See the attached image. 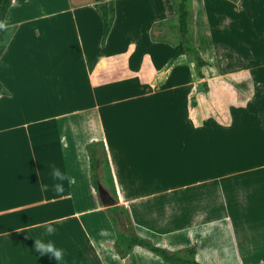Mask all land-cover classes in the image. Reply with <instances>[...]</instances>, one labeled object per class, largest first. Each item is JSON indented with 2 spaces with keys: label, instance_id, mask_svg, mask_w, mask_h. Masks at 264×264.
<instances>
[{
  "label": "crops",
  "instance_id": "obj_1",
  "mask_svg": "<svg viewBox=\"0 0 264 264\" xmlns=\"http://www.w3.org/2000/svg\"><path fill=\"white\" fill-rule=\"evenodd\" d=\"M113 1L115 17L104 45L100 43L102 21L91 2L72 4L66 0L56 12L67 16L78 42L84 81L83 105L79 109L52 111L45 115H24L28 111L24 108L27 104L43 105L44 101L23 98V90L28 87L23 84L22 75L33 66H28L27 57L21 54V51H29L22 47L20 36L22 28L27 26L24 33L29 41L40 38L36 23L42 21L46 14L19 13L18 10L25 11L27 5H32L30 0H13L7 12L4 24L12 33L0 55V82L7 93H0V264H57L54 258L41 256L35 251V239L52 241L57 248L64 250V259L58 264H166L138 246L133 247L123 259L107 251L103 253L111 245V238L104 232L93 233L82 221L81 214L71 212L67 202L69 196L65 194L68 180L54 179L52 172L58 168L69 176L67 171L79 169L78 163L85 147V142H80L83 137L80 128L86 127L87 122L97 123L99 134L92 142L100 141L106 150L107 159L101 167V177L115 187L120 204L128 207L126 214L139 234L172 252L193 247L196 249L195 260L200 264H260L264 261L263 240L253 236L255 240L239 238L238 242L242 240L245 243L230 246L225 234L231 230L240 232L241 228L231 229L211 223L216 218L222 221V216L228 215L233 206L237 209V217L264 219V158L254 159L252 156L254 143L264 141V127L260 123V113L264 111V1L188 0L190 43L208 63L202 72L213 99L211 111L217 110L223 120L228 121L227 125L223 124L225 130L212 127L214 118L206 112L208 115L205 113L204 121L209 125L207 123L199 134L196 119L199 107H205L204 102L208 103L207 90L199 93L200 79L194 65L186 57L179 56L168 66L173 42L165 40L163 35L165 42L151 40V29L155 24L174 23L171 0ZM54 17H46L45 20L50 21ZM47 30L53 31L52 25H47ZM127 42L128 48L125 45ZM133 42L138 44L139 50L135 55L130 51L131 48L134 50ZM121 52L131 58L123 62ZM146 54L152 55V61L163 74L165 83L152 86L148 93L143 89L149 85L143 88L141 82H136L132 76L130 80L122 76L110 81L108 88L98 84L94 86L92 75L103 57L117 58L119 62L112 61L104 69L136 72L142 68ZM47 61L45 68L48 70ZM238 72H244V76L235 78L234 74ZM222 76L227 77L223 82L233 91V101L225 98L220 103L212 94L210 81ZM241 82H247L251 92L244 96V100L239 98L234 86ZM103 92H106L105 95L109 93L110 98L102 99ZM48 104L51 101L47 99ZM116 108L128 109L134 120L138 116L147 118L154 109L163 127V135L173 139V150L177 155L174 168L184 172L192 168L197 171L200 165L203 169L205 152L211 147L220 151L223 148L229 153L230 146H237L233 149L240 154L242 146H247L246 150L250 152L245 160L235 158L231 165L219 172L225 174L236 170L231 176L204 181L197 178L180 180L161 187L173 188L149 194L148 191L124 192L123 186L133 179L128 178V169L132 168V164L125 156L127 147L122 144L118 132L105 128L102 118L103 110L112 113ZM114 115L112 113L111 117ZM248 118L250 121L246 122ZM174 120L178 126H173ZM111 121L114 123L113 119ZM166 150L167 147L162 152V161H167L165 153L169 151ZM163 168H166L165 163ZM87 170L89 179L88 159ZM215 181L220 184L210 188ZM56 184L63 185V193L54 191ZM203 187H209L205 192L222 204L219 208L222 215L214 216L217 210L207 214L208 219L205 215L201 216L205 218L203 224H178L179 218L188 217L183 209L170 210L168 216L174 218L168 220L164 217L163 221L159 219L167 212L159 214L150 211L152 208L146 209L147 202L157 201L160 196L174 202L173 195L183 196L185 192H198ZM220 192L223 199L216 196ZM49 223L55 228L52 235L46 233ZM242 224L245 225L246 221L243 220ZM245 228L242 230L244 233L247 231ZM248 231L253 235L259 234L254 229Z\"/></svg>",
  "mask_w": 264,
  "mask_h": 264
},
{
  "label": "rangeland",
  "instance_id": "obj_2",
  "mask_svg": "<svg viewBox=\"0 0 264 264\" xmlns=\"http://www.w3.org/2000/svg\"><path fill=\"white\" fill-rule=\"evenodd\" d=\"M66 0H30V4L27 5V10H18L19 13L28 14H36L41 13L43 15L46 14L44 19L39 23H36V27L38 28L40 34V38L36 39V41H29V38L26 37L24 33V29L27 26L22 28L21 36L22 37V47L24 50L29 51V53L21 51L22 56L27 57L28 66L32 64L33 68H29L27 72L23 73V84L28 87L26 90H23V98H33L36 102L38 100H43V105H26L24 108L28 111L24 115L35 114L36 115H45L53 112L59 111H68L72 109H79L83 105V91H84V81L82 74V62L79 58V49L78 42L75 39L72 24L70 25L67 16L58 15L56 12L65 4ZM92 0H70L72 4L79 3H87ZM237 1V0H236ZM264 0H257L256 3L263 2ZM35 3V4H34ZM239 5L240 3H237ZM31 6V7H30ZM30 7V8H29ZM17 8L20 9L18 6ZM249 10H247V13ZM55 13V14H53ZM16 14V13H12ZM50 14V15H49ZM53 14V15H52ZM56 16L52 18L50 21H46V17ZM171 22H168L165 26L158 29L162 32L165 40L171 41L174 44L178 40L177 33L171 28ZM47 25H52L53 31L47 30ZM12 30L9 29L6 35L0 40V46L7 43L9 37L11 36ZM27 36L29 34L27 33ZM26 37V38H24ZM130 42V41H129ZM127 42L125 45L127 46ZM134 50L131 48V54L135 55L138 52V44L133 42ZM234 43V42H232ZM129 46V45H128ZM127 46V48H128ZM231 47H235L232 46ZM123 62L128 61L129 56L125 57L126 54L121 52ZM53 59V61L51 60ZM104 59L99 62L94 69L92 79L93 84L95 85H103L102 87L108 88V83L110 81H115L119 77H126V79L130 80L131 76L134 77L135 81H140L144 92L148 93L151 91L152 86L158 87L161 83H165L162 79L163 74L159 71L158 67L152 61V55L146 54L143 59V65L140 71L130 70L125 71H116L114 72L104 69L113 62L119 63L117 58L108 59L103 57ZM48 59V61H47ZM45 60L47 61L48 70L45 68ZM111 60V61H110ZM52 62V64H51ZM224 63V62H223ZM100 67L102 69L100 70ZM215 71H217L213 66H210ZM210 72H212L210 70ZM213 73V72H212ZM216 74V73H214ZM235 78H241L244 76V72H238L234 74ZM221 79V80H220ZM227 77L222 76L218 77L210 81V87L212 89V94L215 99H217L220 103H223L225 98H229L233 101L234 95L231 88L225 84ZM134 81V82H135ZM88 82V80H87ZM206 82L208 86V82L205 78L200 79L199 81V93H202V83ZM201 85V86H200ZM99 87V86H98ZM106 90V89H105ZM206 94L208 92L209 97L207 98V102H204V106L199 107V111L197 114V134L200 133L201 130L205 129L208 122L204 121V117L209 113L214 119V123L212 127H218L220 130H225L224 125H227L228 121L223 120L221 114L217 113L215 116V112L211 110V91L209 87L206 89ZM205 92V91H204ZM106 93V92H105ZM103 92L102 99L110 98L109 93L105 95ZM51 101V104L46 105L47 99ZM207 107V108H206ZM245 108V107H244ZM130 109V108H129ZM156 109V108H155ZM128 109L125 108H116L112 111L114 116L111 117L109 110H103V123L105 128L110 132H118L121 136L122 144L127 147L125 151V156L128 161L132 164V168L128 169V178L132 177L133 179L128 180V185L123 186L124 192H145L149 194V192H159L164 188L163 186H168L169 184H173L180 180L190 181L192 179H199L198 181H204L207 179H221L224 176H231L235 174L237 171H228L227 170L221 174L222 170L227 168V166L232 164L233 159L245 160V156H248L250 151H247V146H242V150L240 154L238 153L237 146H230L229 153L222 148V150H217V147H211L206 150L204 160H203V169L202 165H200L199 169L196 171L192 168L191 171H185L183 169H176L175 161H177V155L174 153L173 147V139L168 138L166 135H163V127L160 125L161 123L158 120V116L155 115V110L151 109L147 118L138 116L136 120L132 119V113L127 112ZM206 113V115H205ZM215 113V114H214ZM130 115V116H129ZM135 117V116H134ZM113 119L114 123L111 121ZM250 118L246 119V122L250 121ZM176 120L173 121V126H178ZM97 123H89L87 122L86 127H81L80 132H83L82 138L80 142H85V147L83 149V155L80 157L77 170L70 169L67 171L69 173L70 178L74 179V183H69L66 187L65 194L68 195L67 202L70 205L71 212L81 214V219L86 224L87 228L93 230V233L99 234V232H104L105 236L111 238V245L107 247V250H103V253L106 254V251L111 253L113 249H115V245L118 244L120 247H125L129 233L131 232V226L120 228L119 226H114L110 220L109 212L107 209L103 208L99 198L97 190L91 185L88 179V170H87V147L92 143L101 148L104 151V159L103 162L106 161L107 155L106 150L103 144L100 141H93L94 137H98V128H96ZM209 125V123H208ZM233 126L229 125L227 128ZM195 129V128H194ZM166 132V131H165ZM225 132V131H224ZM253 150V158L254 159H262L264 158V141L262 143H254ZM169 152L165 153L167 156V161H162L163 154L162 152L166 149ZM166 150V151H167ZM248 153V154H247ZM231 155V156H229ZM249 155V158H252ZM160 161V162H159ZM184 161V159H183ZM165 163L166 168H163V164ZM199 164V162H198ZM198 172V173H197ZM219 173L220 175H213ZM204 175V177L202 176ZM205 175H213L211 177H205ZM205 178V179H204ZM100 184L111 194L113 198H115L118 202V206L120 211L124 213V216L119 217V222L125 225H131V221L129 220L126 211L128 207L126 205H121L118 196L116 195L115 187L105 179L100 177ZM140 184V185H139ZM212 184V183H211ZM217 181L213 182L210 185V188H214L219 185ZM139 185V186H138ZM161 187H163L161 189ZM209 187L199 188L198 192L196 191H188L182 195H173L171 198L176 199L174 202H168L165 200V196L158 197L157 201L147 202L148 205L146 209H151L154 213L167 215L160 217V221H163L164 217L166 219L174 218L173 216H168L170 210H179L183 209L184 214L188 215V217L179 218L178 224L181 225H197L203 224L205 222L206 215L212 211H217L219 208H222L221 203H217L216 198L214 199L211 194H207L206 189ZM168 188L173 187H165L166 190ZM157 189V190H156ZM156 190V191H154ZM204 191V194H202ZM201 194V195H199ZM203 196V197H201ZM221 199V192L216 195ZM184 200L183 201L182 198ZM201 197V198H200ZM205 200V202H201ZM215 200V201H214ZM180 202V203H177ZM180 204V205H179ZM224 207V206H223ZM186 209V210H185ZM233 210V211H232ZM232 210H228V215L224 214L222 216V221L216 218L215 222L211 224L221 226V227H230L233 229L234 227L241 228L240 232H232L229 231L225 234L227 244L230 246L233 244L234 246L243 244L244 241H239V238H244L245 241L247 238H251L255 240L253 237L258 238L262 241V245L264 246V219L261 218H253V217H237L236 208H232ZM183 212V211H182ZM231 212L233 215H231ZM222 211L219 210L214 212V216L220 217ZM184 215V216H185ZM202 218L201 216H204ZM228 216V217H226ZM165 219V220H166ZM208 219V218H206ZM178 220V219H177ZM243 220L246 221V224L243 225ZM249 221V222H247ZM251 221V222H250ZM176 224V222H174ZM221 227L219 229H221ZM243 227L245 228L244 233L242 232ZM254 229L259 232V234H251L250 231ZM99 235L98 237H100ZM257 240V239H256ZM245 243V242H244ZM195 249V248H194ZM196 251V249H195Z\"/></svg>",
  "mask_w": 264,
  "mask_h": 264
},
{
  "label": "trees",
  "instance_id": "obj_3",
  "mask_svg": "<svg viewBox=\"0 0 264 264\" xmlns=\"http://www.w3.org/2000/svg\"><path fill=\"white\" fill-rule=\"evenodd\" d=\"M13 0H2L0 3V22L4 23L5 17L9 8L12 5ZM94 8L96 9L99 17L102 21V37L100 43L104 45L105 40L109 34L111 26L114 21V1L113 0H92ZM174 9V23H171V28L177 33L178 40L174 44L172 58L168 64L170 66L179 56H184L187 60L192 63L196 69L199 79H203V68L208 66V63L203 59L199 51L192 46L189 38V14H188V0H171ZM167 22H160L155 24L151 29V40L165 42L161 35V32L157 30L161 26H165ZM9 29H0V40L6 35ZM158 31L159 34L156 32ZM5 45L0 46V55L5 49ZM234 84V83H233ZM203 90L207 89L206 82L202 83ZM239 98L241 100L245 99V95H250V88L247 87V82H241L239 84H234ZM0 93L6 95V91L0 82ZM260 123L264 127V111L260 113ZM88 154V167H89V180L91 185L97 190V185L100 184V177L102 174L101 167L103 165L104 151L95 146L93 143L87 147ZM109 217L114 226H119L120 228L130 227L131 232L129 233L128 241L125 247H120L118 244L115 245V249L111 251L112 255L118 256L123 259L132 250L133 247L138 246L144 248L151 252L152 254L159 257L166 264H200L195 260L196 251L193 247L183 248L177 251H168L164 248H160L153 244L150 240L139 234L131 225H125L119 222V217L124 216V213L120 211L118 205L108 208Z\"/></svg>",
  "mask_w": 264,
  "mask_h": 264
},
{
  "label": "clouds",
  "instance_id": "obj_4",
  "mask_svg": "<svg viewBox=\"0 0 264 264\" xmlns=\"http://www.w3.org/2000/svg\"><path fill=\"white\" fill-rule=\"evenodd\" d=\"M5 28H6V25L3 22H0V29H5ZM52 176L54 179H57L60 181L68 180L69 183H74V179L66 176L58 168L53 169ZM54 191L57 194L63 193L64 192L63 185L62 184L54 185ZM46 233L48 235H52L55 233V228L51 226V223H49V226H47ZM35 251L39 253L41 256H49L51 258H54L55 261H57V264L58 262L64 259V250L57 248L54 242L52 241L44 242L40 239H35ZM260 264H264V261H261Z\"/></svg>",
  "mask_w": 264,
  "mask_h": 264
},
{
  "label": "water",
  "instance_id": "obj_5",
  "mask_svg": "<svg viewBox=\"0 0 264 264\" xmlns=\"http://www.w3.org/2000/svg\"><path fill=\"white\" fill-rule=\"evenodd\" d=\"M97 193L103 208L108 209L117 205V201L101 184L97 185Z\"/></svg>",
  "mask_w": 264,
  "mask_h": 264
}]
</instances>
